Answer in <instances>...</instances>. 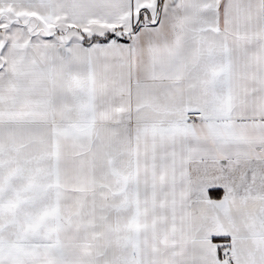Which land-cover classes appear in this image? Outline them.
I'll return each mask as SVG.
<instances>
[{
	"label": "snow or ice",
	"instance_id": "snow-or-ice-1",
	"mask_svg": "<svg viewBox=\"0 0 264 264\" xmlns=\"http://www.w3.org/2000/svg\"><path fill=\"white\" fill-rule=\"evenodd\" d=\"M0 264H264V0H0Z\"/></svg>",
	"mask_w": 264,
	"mask_h": 264
}]
</instances>
